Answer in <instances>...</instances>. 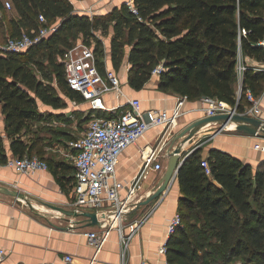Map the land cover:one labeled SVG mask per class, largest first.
<instances>
[{
  "label": "trees",
  "instance_id": "obj_1",
  "mask_svg": "<svg viewBox=\"0 0 264 264\" xmlns=\"http://www.w3.org/2000/svg\"><path fill=\"white\" fill-rule=\"evenodd\" d=\"M9 1L15 15H8L0 0V35H6L0 42L22 32L32 35L57 20L60 23L24 53L0 55V113L14 156L41 154L35 141L24 139L31 121L46 119L38 100L54 109L67 106L54 93L53 81L68 100L83 102L66 84L63 65L57 61L74 44L70 43L73 34L86 44L95 42L102 71L103 45L95 31L104 34L111 27L112 65L115 70L121 67L123 47L129 45L127 82L135 90L144 87L161 63L157 89L189 101L211 97L242 111L249 104L247 89L255 96L264 91V70L247 66L237 100L238 54L264 60V47L259 44L264 37V0H135L136 12L124 2L105 15L93 16L74 13L69 0ZM39 15L45 23L39 22ZM56 133L68 136L63 130ZM200 150L197 147L186 157L176 175L181 224L166 240L167 261L228 264L241 258L243 264H264V161L253 167L219 149H210L206 158ZM203 160L210 176L201 165ZM46 161L59 188L68 194L73 165Z\"/></svg>",
  "mask_w": 264,
  "mask_h": 264
},
{
  "label": "built area",
  "instance_id": "obj_2",
  "mask_svg": "<svg viewBox=\"0 0 264 264\" xmlns=\"http://www.w3.org/2000/svg\"><path fill=\"white\" fill-rule=\"evenodd\" d=\"M134 1L126 0V3L133 12H136ZM10 6V1H4L6 9ZM38 20L40 23L46 22L42 15H39ZM56 27L57 24L40 26L32 35L22 32L18 37H7L5 41L0 42V55L24 53L54 32ZM259 44L264 47V37ZM94 49L95 42L93 40H90L89 44L81 40L75 42L57 57V61L63 65L66 84L82 96V103L87 106L83 112L85 116L89 117L80 135L67 142L68 149L59 151L62 156L72 161L74 168V179L68 194H66L64 206L77 213L94 212L98 214L100 216L99 227L102 219H109L107 228L102 229L100 233L88 231L84 235L89 242L94 241L93 246L96 253L108 238L110 230L115 229L123 260L129 241L149 217L153 208L140 217L131 218L127 223L125 221L131 213L130 211L140 201L141 195L140 193L137 195V193L141 190V184L148 173L164 170L167 144L164 148L157 147L156 142L147 154H143L141 166L129 180L121 179L118 176L120 155L151 129H160L158 139L167 134L170 136L178 119L190 112L186 108L189 100L186 96L177 95L173 106L169 109H144L139 99L129 98L125 94L120 76L113 68L107 67V52L104 45L102 71L97 65ZM247 66L250 65L246 64L243 56L239 53L236 72L237 86L240 91L243 73ZM250 67L254 70H264V60ZM162 70V64H157L152 70L151 76H158ZM109 94H114L116 99H121V101L113 105L106 104L105 96ZM239 95H237V100ZM245 97L249 104L242 111L237 110V105L232 107L225 102L205 96L199 98L200 105L195 110L199 112V118L230 111L260 118L262 95L255 96L247 89ZM70 102L80 108V103L74 100H70ZM51 125L64 126L62 122L56 121H53ZM253 148L264 153V143H256ZM189 154L190 152L181 158ZM201 165L204 167L205 173L210 176L211 171L207 161L203 160ZM2 167L13 169L27 176L49 169L47 161L36 154L20 157L4 156V159L0 155V168ZM180 224L181 217L177 212L167 225L168 235ZM165 243L160 244L157 249L158 259L155 264H170L166 259ZM6 255L7 251L0 247V264H4ZM93 258L87 264H92ZM63 260L65 264H76L74 256L71 254H65Z\"/></svg>",
  "mask_w": 264,
  "mask_h": 264
},
{
  "label": "crops",
  "instance_id": "obj_3",
  "mask_svg": "<svg viewBox=\"0 0 264 264\" xmlns=\"http://www.w3.org/2000/svg\"><path fill=\"white\" fill-rule=\"evenodd\" d=\"M70 2L73 5L74 13L93 16L105 15L114 7H119L126 0H70ZM89 11L92 13L90 14ZM109 29L112 36V28ZM103 45L107 52L106 65L114 69L111 62L110 48L106 47L105 43ZM128 51L121 67L118 70L114 69L121 78L125 94L129 98L139 99L144 109L171 108L177 95L171 91L158 90V76H151L140 90H135L129 86L127 82V72L130 66L127 61ZM243 58L246 64L250 66L256 65L258 62L249 57L243 56ZM119 101L121 99H116L114 94L105 96L106 104L113 105ZM37 105L42 113L50 110L49 106L42 102L38 103L37 101ZM199 105V99L188 101L186 104V108L190 110L188 116H196L197 111L195 109ZM86 108L87 106L84 103H80V108L69 112V118H74L76 112L82 113L85 117L83 110ZM62 111L61 113L65 114L66 111L63 109ZM3 118L4 116L0 113V152L6 157L14 156L10 150V138L4 132ZM197 118L198 116L194 119ZM260 118L264 122V91L262 93ZM50 121L51 123L53 121L62 122L65 125L62 119L50 117ZM190 121L193 120H182L180 130ZM85 124L86 122L84 126ZM218 125V122H214L198 129L190 139L183 142L181 156L191 153L198 146L201 148L200 154L204 158L208 156L210 149L215 148L228 152L253 167L264 159V153L253 148L256 143H264L262 137L239 134L229 128L213 134ZM159 133L160 129L147 131L135 144L122 152L118 167L119 178L129 180L133 177L142 164L143 154H145V151L149 152L151 147L156 144ZM197 134H205L204 140L199 143L200 145L195 143L198 138L195 136ZM24 139L27 138L24 136ZM60 139L64 141V137ZM58 153V157L53 161L59 160L72 164L69 158L62 156L60 152ZM61 173L65 172L61 171ZM161 173L162 171H150L146 181L150 179L148 183H151L154 187L158 183ZM0 186L21 191L34 207L30 209L27 206L17 204L13 198L9 197L10 199H8L0 193V247L7 251L4 264H65L63 260L65 254L73 255L76 264H87L93 256L92 264H155L158 259L157 249L168 238L167 225L173 215L178 212L177 202L181 196L179 184L175 178L170 189L160 198L153 200L148 205L139 207L135 213L131 212L129 214V217L136 218L153 208L149 217L129 241L122 260L121 246L115 229L110 230L108 238L96 253L93 246L94 241L89 242L84 235L88 231L100 233L102 229L107 228L109 219H102L99 227V225L90 223L88 218L83 216L68 217L57 211H55L56 214L50 216L37 213V210L41 211L39 206L43 204L47 207L57 205L65 208L64 204L67 196L59 188L50 169L27 176L13 169L2 167L0 168ZM150 189H145L144 192L142 190L138 191L137 195L141 194L139 199H144ZM35 214H39V216L37 217Z\"/></svg>",
  "mask_w": 264,
  "mask_h": 264
},
{
  "label": "water",
  "instance_id": "obj_4",
  "mask_svg": "<svg viewBox=\"0 0 264 264\" xmlns=\"http://www.w3.org/2000/svg\"><path fill=\"white\" fill-rule=\"evenodd\" d=\"M59 25L60 23L57 24V27ZM239 97L240 95L238 96V99ZM214 122H218L219 125L214 129L213 134H217L225 128H229L239 134H246L264 138V122L261 118L241 115L234 111H230L228 113H218L193 120L184 128H182L177 135H175L171 140L168 141L169 144L167 146V159L165 168L161 173L157 185L149 191L148 195L144 199L138 201L135 207L130 212H133L141 206L148 205L153 200L160 198L163 194H165V192L170 189L173 181L176 178L180 166L188 156L186 155L181 158L183 142L187 139H190V137L198 129ZM263 161L264 159L261 162ZM0 193L13 198L17 204L27 206L30 209L34 208L32 203L28 199H26L25 195L19 190L0 186ZM49 208L68 217H86L88 218L90 223L99 225L100 216L94 212L77 213L73 210H69L57 205H49ZM52 225L56 226L54 224Z\"/></svg>",
  "mask_w": 264,
  "mask_h": 264
},
{
  "label": "rangeland",
  "instance_id": "obj_5",
  "mask_svg": "<svg viewBox=\"0 0 264 264\" xmlns=\"http://www.w3.org/2000/svg\"><path fill=\"white\" fill-rule=\"evenodd\" d=\"M3 1H6V0H3ZM10 5H11L10 8L6 9V13L8 15H15L13 7H12V3H10ZM58 22H59V20H57L55 23H52L50 25H56V24H58ZM6 25H7V22L5 21V28H6ZM4 32H6V29ZM95 34H96V37L98 39H100V41L102 42V45H103V43H105L106 47L110 48V37H111L110 29L108 30L107 33H104V34L101 33L100 31H95ZM5 36L6 35H4L2 33L0 35V39L5 38ZM74 36L75 35L73 34V36L70 37V43H75V42L82 40V38L79 34L76 35L75 37ZM128 47H129V45H125L123 47V53H124L123 57H125V55L128 51ZM123 60H124V58H123ZM51 85L54 88V93L56 95L62 97L66 101L67 106L59 108V109H54L51 106H49L48 108L50 110H46L44 112V114L46 115V119L41 121V122L31 121L29 124L30 125V133L25 136L28 140H32V141H35L37 143V148L41 149V154H37V155L42 156L47 160H54L58 157L59 151L67 150L68 149L67 148V146H68L67 142L80 135L81 131L84 128V123L87 121V119L82 115V113H79V112L75 113L74 118H69V114H70L69 112L75 111L77 109V107L75 105H73L68 99H66L63 96L61 90L58 88L55 81H53L51 83ZM240 93H241V91L239 90L238 86L236 85V94L238 95ZM39 102L40 101L38 100V103ZM62 109L64 111H66L65 114L61 113ZM48 115H50V116H48ZM57 115H59V116H57ZM195 115L198 116V118L200 116L199 112H197ZM196 116L192 117V116H188V114L181 116L178 119V122H177V124H176V126H175V128H174V130L170 136H168V134H167L163 137L162 136L159 137V139L157 141V147L160 146V147L164 148V147H166L165 144H167V146H168V144H169L168 141L171 140L175 135H177L179 133L182 120H185V119H187L188 121L189 120H195L194 118ZM50 117L55 118V119H62L63 122L65 123V125L64 126H62V125H55V126L51 125ZM57 130H63V131L68 132V136L66 137V136H62L60 134L57 135V133H56ZM197 135H195L196 137H198L197 141L195 143L198 145L200 142H202V140H204L205 134H197ZM167 136H168V138H167ZM61 137H64V141L60 139ZM148 182H150V179H148L147 181L145 179L142 182V184H141L142 192H144L145 189H150L151 187L153 188V185H151V183H148ZM156 185H154V186H156ZM4 197H8V199L11 198V197L9 198V196H6V195ZM39 207H41L40 208L41 211L37 210V213L47 214V216L56 214L55 211H53L51 208L47 207L44 204L39 206ZM35 215L37 217L39 216V214L38 215L35 214ZM130 220H131V217L128 216L125 222L127 223ZM228 264H243V261L241 258H237V259L233 260V262L228 263Z\"/></svg>",
  "mask_w": 264,
  "mask_h": 264
},
{
  "label": "bare ground",
  "instance_id": "obj_6",
  "mask_svg": "<svg viewBox=\"0 0 264 264\" xmlns=\"http://www.w3.org/2000/svg\"><path fill=\"white\" fill-rule=\"evenodd\" d=\"M147 150V149H146ZM148 153V151H145V154H147ZM148 195V193H146V195H145V197ZM60 213V212H59Z\"/></svg>",
  "mask_w": 264,
  "mask_h": 264
}]
</instances>
